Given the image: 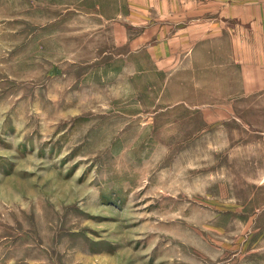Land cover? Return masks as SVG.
<instances>
[{
  "label": "rangeland",
  "instance_id": "374dc122",
  "mask_svg": "<svg viewBox=\"0 0 264 264\" xmlns=\"http://www.w3.org/2000/svg\"><path fill=\"white\" fill-rule=\"evenodd\" d=\"M105 2L0 0V264H264V95Z\"/></svg>",
  "mask_w": 264,
  "mask_h": 264
},
{
  "label": "crops",
  "instance_id": "0c3cea01",
  "mask_svg": "<svg viewBox=\"0 0 264 264\" xmlns=\"http://www.w3.org/2000/svg\"><path fill=\"white\" fill-rule=\"evenodd\" d=\"M105 4L109 10L126 13H193L186 21L163 19L141 26L125 19L126 24L117 26L123 30L121 36L140 37L129 49L157 52L153 58L159 60L198 58L197 52L228 60L237 69L232 98L264 95V0H106Z\"/></svg>",
  "mask_w": 264,
  "mask_h": 264
},
{
  "label": "bare ground",
  "instance_id": "6f19581e",
  "mask_svg": "<svg viewBox=\"0 0 264 264\" xmlns=\"http://www.w3.org/2000/svg\"><path fill=\"white\" fill-rule=\"evenodd\" d=\"M51 245V244H50Z\"/></svg>",
  "mask_w": 264,
  "mask_h": 264
}]
</instances>
